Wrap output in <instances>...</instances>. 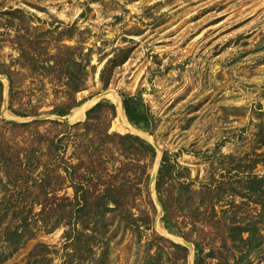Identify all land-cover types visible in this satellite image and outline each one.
<instances>
[{
	"label": "rangeland",
	"instance_id": "1",
	"mask_svg": "<svg viewBox=\"0 0 264 264\" xmlns=\"http://www.w3.org/2000/svg\"><path fill=\"white\" fill-rule=\"evenodd\" d=\"M18 32L51 53L76 49L71 64L79 78L90 60L85 87L77 93L84 103L67 119H82L79 109L85 112L102 99L113 102L111 97L118 105L112 130L137 132L160 147L148 168L150 179L164 152L171 156L165 190L179 198L173 216L181 235L167 234L155 183L141 181L131 226L116 220L111 227L107 264H190L195 249L184 252L172 242H199L206 255L220 245L217 224L263 220L261 204L244 196L249 179L264 175L263 163L249 167L264 151L257 143L264 129V0H0V75L11 74L20 90L24 105L16 101L15 108L39 106L49 114L64 86L19 66L13 41ZM106 67L111 76L104 86L100 75ZM2 81L0 118L27 121L8 109L9 101L2 114L10 84ZM105 90L112 92L96 101ZM123 92L143 97L155 117L152 132L121 119L115 97L122 102ZM134 179L132 174L131 183ZM206 184L217 186L220 197L207 198ZM4 193L0 183V199ZM48 230L38 221L19 248L0 243V264H32L39 243L49 245L54 264H62L65 227ZM237 259L236 264H264V249ZM206 261L217 262L208 256Z\"/></svg>",
	"mask_w": 264,
	"mask_h": 264
},
{
	"label": "trees",
	"instance_id": "2",
	"mask_svg": "<svg viewBox=\"0 0 264 264\" xmlns=\"http://www.w3.org/2000/svg\"><path fill=\"white\" fill-rule=\"evenodd\" d=\"M13 41L19 47L21 68L64 86L62 100L53 104L47 111L49 114L67 116L73 108L84 103V99L77 98V93L85 87L89 59L79 78L71 64L76 49H58L57 53H51L40 46L36 38L20 32ZM7 76L10 82L8 109L24 118L41 115L39 106L32 109L14 107L16 101L22 105L23 98L15 87L13 76ZM110 76L111 68H103L100 77L104 86L109 84ZM120 95L129 123L139 130L152 132L155 117L143 97L126 92ZM3 101L4 83L0 80V115ZM113 102L98 101L87 110L84 121L73 124L55 118L32 121L0 118V183L5 189L0 199V243L19 248L33 236V227L40 221L49 226V232L65 227L62 264H107L111 227L116 220L131 226V206L138 205L136 196L141 190L138 185L141 181L149 184L148 168L157 157V150L149 140L112 130V121L117 117ZM257 143L258 148L264 147V129ZM256 156L260 158L252 160L250 168L264 164V151ZM172 170L171 156L164 152L155 189L164 208L162 222L166 230L181 235L173 216L179 198L165 190ZM132 174L136 177L133 183ZM216 189L217 186L212 188L206 184L202 193L207 198H219L220 189ZM244 197L249 200L255 197L253 201L261 204L263 211L259 215L263 216L264 175L249 179ZM263 221L264 218L217 224L222 235L220 245L212 247L205 255L201 244L193 242V264H209L207 256L216 259V264H236L239 255L243 258L251 253L261 254L264 226L260 223ZM172 245L188 251L180 243L172 242ZM49 252L48 244H37L32 264H54Z\"/></svg>",
	"mask_w": 264,
	"mask_h": 264
},
{
	"label": "water",
	"instance_id": "3",
	"mask_svg": "<svg viewBox=\"0 0 264 264\" xmlns=\"http://www.w3.org/2000/svg\"><path fill=\"white\" fill-rule=\"evenodd\" d=\"M0 80H7V82H8V78L6 76H4V75H0ZM110 91H112V90H105V91L100 92L99 94H97L95 100L97 101L98 99H101L103 96H105ZM7 103H8V100L6 98L5 99V103H4V107L2 109V114H4L7 111ZM86 112H87V110H85L83 118H86ZM47 118L59 119L60 121H63V122L69 123V124H73V123H77V122L83 121V118L75 120V121H71V120H69L70 117H69V119H67V116H56V115H52V114H42V115H39V116H30V117L25 118V120L32 121V120H42V119H47ZM11 120H16V119L12 118ZM131 133L134 134V132H131ZM151 143L154 145V147L156 149L160 150V147H159L158 144L153 143V142H151ZM160 161H161V159H160ZM156 176H157V172H156V170H154L153 173L151 174L150 185L155 183ZM155 201H156V204L160 207V212L163 213L164 212V208H163V206H162V204H161V202H160V200L158 198V195H155ZM167 234L170 235V236H174V235H171L168 232H167ZM179 240L183 243V245L188 247L190 250H194L195 249V245L192 242L186 240L185 238H179ZM190 264H193V262H190Z\"/></svg>",
	"mask_w": 264,
	"mask_h": 264
},
{
	"label": "bare ground",
	"instance_id": "4",
	"mask_svg": "<svg viewBox=\"0 0 264 264\" xmlns=\"http://www.w3.org/2000/svg\"><path fill=\"white\" fill-rule=\"evenodd\" d=\"M112 92V91H110ZM109 93V92H108ZM107 93V94H108ZM112 95V94H111ZM115 99L117 100L118 104H119V110L121 111V119L131 128L130 124L128 123L127 121V118H126V115H125V112L123 110V106H122V102H121V99L117 96V98L115 97ZM116 107H118L117 104H115ZM86 106V105H85ZM77 113V116H82L84 115V108L83 109H79V111L76 112ZM71 120V119H70ZM130 132V131H129ZM134 133H137V132H134ZM148 136V135H147Z\"/></svg>",
	"mask_w": 264,
	"mask_h": 264
}]
</instances>
